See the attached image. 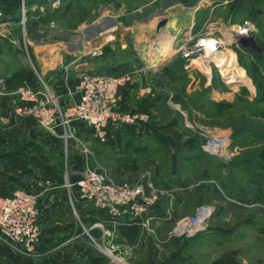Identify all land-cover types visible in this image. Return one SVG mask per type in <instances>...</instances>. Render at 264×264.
<instances>
[{
  "label": "rangeland",
  "instance_id": "1",
  "mask_svg": "<svg viewBox=\"0 0 264 264\" xmlns=\"http://www.w3.org/2000/svg\"><path fill=\"white\" fill-rule=\"evenodd\" d=\"M181 1L187 7L186 11L190 13L181 14L180 20L192 18L193 23L189 31L186 32V28L181 27L172 39L169 38L170 41L163 42L160 48H163V53L166 54L163 57L165 63L158 71L151 70L146 64L151 58L147 55H153L154 52L152 46H146L144 40L137 42L131 38L126 40L122 47L117 40L119 30L122 32V38L130 36L128 32L124 33L126 30L122 26L119 30L116 29L115 24L107 26L114 28L113 37L110 41H105L103 34L102 44L97 46L102 50L100 55L94 56L97 65L101 66L103 61L108 60V68L112 70L109 73L128 72L125 81L118 88L119 100L115 108L116 112L130 120L117 122L116 125L111 123L108 126L107 140L122 127L126 126V130L130 131L129 128L132 126L137 130V135L134 139L131 137L132 134H127L126 142L123 143L127 158L136 155L137 159L152 157L153 160L152 165L136 162L137 170L125 181L136 182L148 175L152 177L158 189L167 192V195L169 190L165 183L170 178L168 175L179 172L182 176L183 173L181 165L177 167L171 159L181 162L182 153L190 150L194 157L200 156L201 160L208 163L227 162V165L223 166L226 173L221 172L222 166L219 167V172L214 167L208 170L210 178L214 180L213 188L216 194L226 197L230 195V184L233 182L243 190L244 178L252 179L255 186L264 190V180H262L264 179V0ZM162 2L163 0H0V70L2 67L5 68L7 60L10 59L8 55L15 52L21 53L19 58H14V61L22 68L10 74L8 80L0 77V113L6 112L7 109L15 112L14 120L6 117L7 115L0 116V180L9 174V180L15 184V187L24 188L19 190L32 193L36 198L35 205L38 212L37 235L30 247L25 248L0 237L1 244L8 246L15 253L23 257L29 256L37 263L54 264L53 260L59 259L55 248L45 252L41 242L46 237L45 231L57 228L55 221H52L57 214H53L52 211L60 205L67 207L69 214L63 217V222L68 225L63 235L58 233L60 235L57 238L61 240L58 244L69 250L71 242H78L74 250L78 252L80 261L86 258L82 255H89L92 250L98 256L107 259H112V254L117 255L120 261L122 255L118 241L135 239L134 233L125 235L117 229L102 225L99 221L94 222L98 230L93 232L91 218L89 220L86 213H82L80 208L77 209V203L87 204V202L83 200L79 188L75 185L78 177L74 180L75 174L71 173V168L83 167L81 168L83 170L87 165H92L87 164L89 150L82 148L79 142L81 138L77 135L78 140L72 137L65 142L59 135L43 130L34 118L17 113L11 98L23 86L40 93L52 94L58 105L62 107L75 101L72 98L76 94L67 92L72 100L59 102L52 89L47 88L41 80L45 74L41 73L39 64L41 61H38L40 52H35V45L56 43L62 36L65 48L71 47L73 43L78 45L80 41L71 43L67 38L70 36L68 31L61 36L51 33L48 29L58 25H62L64 29H77L86 21L109 9V4L113 6L117 4L116 7H122L124 11H133L138 16H142L141 7L148 4L149 8L154 10L153 6ZM16 7L20 13L17 17L14 15L13 17L9 12ZM21 9H25V18H22ZM123 18L120 17L119 20ZM238 27H246V31L238 32L242 30ZM79 32L82 33L83 30L80 29ZM206 34L220 37L224 42V46L220 48L227 49L224 69L212 61L207 64V61H202L195 52L183 55V48H179L183 44L189 46L195 43L199 36ZM148 47L147 53L145 50ZM136 48L142 49L143 55L138 54ZM88 57L90 56L83 55L74 60L75 57L63 56L59 67L61 72L53 71L52 79L58 76V79H70L69 67H73L77 61L80 62V59ZM11 60L13 59L8 61ZM134 60L137 67L131 68ZM124 67H130L132 71H125L122 69ZM224 72L231 76L228 81ZM131 82L136 84L132 104L127 109H120L118 105L123 98V88ZM3 100L6 105L5 102L1 104ZM154 131L160 132L159 135ZM219 134L227 137L228 142L224 152L214 155L205 151L202 146L206 137ZM53 135L59 137L62 141L61 145L57 139L51 137ZM82 143L86 146L84 141ZM63 148L67 151L64 152ZM182 148L185 150L181 151ZM231 151H233L232 157H230ZM99 163V168L105 169L104 167L107 166L104 161ZM184 171L186 173L189 171L190 174L187 183L197 180L196 167ZM220 175L227 177V184L219 181L217 176ZM55 176L65 180L63 185H58L56 198L49 189L52 187L51 179ZM236 176L237 178H234ZM66 181L71 182L70 185L66 186L68 183ZM245 190L243 194L240 193L242 197L246 195ZM67 193L70 194L71 199L68 198ZM166 195H162L157 201L164 200ZM241 195L239 202L244 203ZM187 205L185 208L181 206L178 208L179 215L171 220L166 235H175L171 230L178 218L191 215L196 206L203 204L196 203L195 206L189 202ZM165 214V218L170 219L172 210L166 209ZM166 235L164 234V237ZM50 238L57 239L54 233L49 236ZM105 242L114 246L112 252L108 253L102 248L107 244Z\"/></svg>",
  "mask_w": 264,
  "mask_h": 264
},
{
  "label": "crops",
  "instance_id": "2",
  "mask_svg": "<svg viewBox=\"0 0 264 264\" xmlns=\"http://www.w3.org/2000/svg\"><path fill=\"white\" fill-rule=\"evenodd\" d=\"M120 5H122V3ZM109 6V9L104 10L96 17L94 16L93 19L86 21V23H83L77 29H64L61 27L62 25L48 29L51 33L54 32L61 36L67 31L68 33L70 32V36L67 38L71 40V43L73 41H80L78 45L73 43L71 47L65 48L63 44L64 39H62L63 36L61 40L56 43L48 45L47 43H39L35 45V52L37 51L42 54L40 55V53H38V61H41L39 62L41 65L40 70L41 73L45 74V77H41V80H43L47 88L52 89L59 102L65 103L77 98L76 94L74 98L71 99L69 97L70 95L67 94V89H73L82 71H112L108 68V60L103 61V65L99 66L94 57H88L80 59V62L77 61L73 67H69L70 79L68 80H63V78L58 79L59 76L52 79L51 74L53 71L58 73L61 72V68L59 67L63 56L78 57L81 48L89 49L100 46L102 44L103 30L107 28V26L115 24L117 30L122 26L126 30L124 33L126 34V32H128L130 36L122 38V32L119 30L117 40L121 43L122 47L125 44L124 42L131 38L137 42L144 40L146 46H152L153 49H150H152L154 53L152 52L153 55H147L151 58L149 61H146V64L151 70L158 71L159 67L165 63L163 57L166 56V54L163 53L164 49L160 48L163 46V42L165 40L170 41L169 38L172 39L175 32L181 29V27H183V29L186 28V32L189 31V27L193 23L192 18L180 20L179 16L181 14L185 13L187 15L190 13V11H186L187 7L182 4L181 0H163L162 3L153 6L154 10H151L147 4V6L141 7L143 12L142 16L140 15L141 17L133 11H124L122 7H116L117 4L115 6L109 4ZM19 13L20 10H18L17 7L9 12L11 16L14 15L16 17ZM152 14L155 15L153 16ZM164 16L168 18L167 22L157 31L148 33V31L153 30L156 22ZM120 17H124L123 20H119ZM80 29L83 30L82 33L79 32ZM143 34L146 35V38H144L145 35L143 36ZM137 50L138 54L140 53L143 55L142 53L144 52L142 49ZM148 50L149 47L146 48L145 52L147 51L148 53ZM20 55V52L8 55V57L13 60H7L5 68L2 67V70H0V77L8 80L10 79V74L12 75L22 69L18 62L14 61V58H19ZM136 65L134 60V63H132L130 67H137ZM130 67H124L122 69L125 71H132ZM135 88L136 84L132 82L123 88V98L118 108H122L123 110L129 108L133 101ZM4 102L3 100L1 104ZM4 104L6 105V102ZM7 110L6 112L0 113V116L7 115L6 117L14 120L15 112L13 113L12 110H8L7 112ZM16 115L20 118L17 113ZM74 125L76 127V135L86 143L87 150L90 152V154H87V164H92L93 166L98 165L97 167H99V162L101 161V163H103L104 161L107 165H105L106 167L104 168L106 170H104L116 183L126 182L125 179L135 173V170L138 168L136 162L150 163L151 165L153 163L152 157L137 159L136 155H133L127 158L126 147L123 143L126 142L127 134H132L131 137L134 139L137 135V130L132 126L129 128L130 131L126 130L127 127L124 126L117 132H114L112 138L100 142L92 137V128L85 123L77 122ZM154 133L158 134L160 132L154 131ZM51 137L55 140L57 139L61 145L62 141L59 137L55 135ZM184 150L185 149L182 148L181 151ZM63 151L65 152L67 150L63 148ZM182 155L181 162L171 159L172 163L175 162L177 167L181 165V170L183 172L182 176L179 172H173L168 175L170 178L167 180V183H165L169 190L168 194L164 200L153 204L144 214L129 215L128 213H124L111 215L105 210L88 203H77V209L80 208L79 210L82 213H86L89 220L91 218L93 232L98 230V227L95 228L94 222L99 221L102 225L117 229L118 232H122L125 235L128 233L135 234V239L133 241H118L120 245V255H122L120 261L112 262V259L98 256L93 250L89 255H82L83 257L86 256V258L80 261L78 252L74 250L78 242H71L69 250H66L63 245L58 244L61 240L57 237L60 234H64V229L68 225L63 222V217L69 214L67 207H61L60 205V207L52 211L53 214H57L54 216L55 219L52 220L55 221V226H57V228H50L45 231L44 234L46 237L42 239L41 242L44 245L42 247H44L45 252L50 249L52 250V248L57 250L56 252L58 253L56 255L59 256V259L56 258L51 262L54 264H80V262L82 264H264V190L259 186H255L252 179L244 178L242 179L244 186L243 190L233 182L230 184V195L228 194L226 197L216 194L215 188H213L214 180L210 178L208 170L214 167L218 169L219 172V167L222 166L221 172H223V166L227 165V162L208 163L201 160V158H199L200 156L194 157L190 150L183 152ZM232 156L233 151L230 152V157ZM232 165L236 166L237 163H232ZM191 167L197 168L198 172L196 174H198V178L194 182L187 183V180H190V174H188L189 171L186 173L184 170H189ZM81 168H71V173L75 174L73 177L74 180L79 177L82 171ZM174 169H176V166ZM8 175L9 174L0 180V196L8 195L16 189H24L15 187V184L9 180ZM217 178L220 179L219 181L221 183L227 184V177L224 175L217 176ZM234 178H237V176ZM51 181L53 188L50 187L49 189L52 192V196L55 197L58 195L56 194L59 189L58 185H63L65 180H62V177L55 176ZM244 190L246 195L242 197L241 194L244 193ZM66 195L71 199L69 193ZM240 195L244 203L239 202ZM189 202L191 205L193 204L195 206L196 203L203 204L211 210L202 231L188 237L166 235L167 230H169L171 226V220L179 215L177 212L178 208L180 206L185 208V206H188L187 204ZM168 208L172 210V217L170 219L165 218V210ZM146 219L148 222H145L147 221ZM58 223L59 225H57ZM52 233H54L57 239H49ZM164 234L166 237H164ZM45 255L47 254L45 253ZM45 259L47 260L49 258ZM33 261L34 260L29 258V256L23 257L0 242V264H46V262L37 263Z\"/></svg>",
  "mask_w": 264,
  "mask_h": 264
},
{
  "label": "built area",
  "instance_id": "3",
  "mask_svg": "<svg viewBox=\"0 0 264 264\" xmlns=\"http://www.w3.org/2000/svg\"><path fill=\"white\" fill-rule=\"evenodd\" d=\"M243 32L246 27H238ZM113 27L103 30L105 41L113 37ZM220 37L209 35L199 36L195 43L183 48V55L197 53L203 61V55L215 51V47L223 45ZM102 53L101 48L94 47L82 49L79 57L83 55L94 57ZM208 64V62H207ZM128 72L111 74L101 71H82L73 89H67L69 94H77L78 98L65 107L59 106L52 94L40 93L29 87H21L11 100L17 113L34 118L38 125L48 132H53L67 139L75 138V123L83 122L92 128V137L104 142L109 136L108 126L117 122L130 120L116 112L119 100V86L125 81ZM83 149L87 147L79 140ZM227 137L224 134L208 136L204 140L203 149L212 154L224 152L227 145ZM68 182V181H66ZM71 182L66 183V186ZM75 185L80 190V195L88 204L101 208L111 215L128 213L139 215L146 213L150 207L158 202L162 195H166L162 189H158L152 181V177L136 182H114L107 172L93 165H87ZM35 196L24 190H15L7 196L0 197V237L13 243L30 247L37 235V209ZM210 208L204 205L196 206L193 213L178 218L172 228V232L179 236H193L205 226ZM99 225V224H98ZM100 226V225H99ZM102 247V246H101ZM108 253L114 250V246L106 244L102 247ZM112 254V253H111ZM112 259L119 261L117 255L112 254Z\"/></svg>",
  "mask_w": 264,
  "mask_h": 264
},
{
  "label": "bare ground",
  "instance_id": "4",
  "mask_svg": "<svg viewBox=\"0 0 264 264\" xmlns=\"http://www.w3.org/2000/svg\"><path fill=\"white\" fill-rule=\"evenodd\" d=\"M21 10H22L21 11L22 18H25V15H24L25 14V9H21ZM238 32H243V31L241 30V31H238ZM222 46H224V44ZM226 50L227 49H220L218 47H215V51L214 52H210L208 55H203L204 60H206L208 63H209V61H212L215 65L217 63L220 68L224 69V63H225L226 58H227V51ZM214 57H215V60H214ZM223 69H222V71H223ZM224 76L226 77L227 81L231 78L230 74H228L226 72H224Z\"/></svg>",
  "mask_w": 264,
  "mask_h": 264
},
{
  "label": "water",
  "instance_id": "5",
  "mask_svg": "<svg viewBox=\"0 0 264 264\" xmlns=\"http://www.w3.org/2000/svg\"><path fill=\"white\" fill-rule=\"evenodd\" d=\"M167 20H168V18H167L166 16L160 18V19L156 22V24H155L153 30L148 31V33H152V32L157 31L160 27H162V26L167 22Z\"/></svg>",
  "mask_w": 264,
  "mask_h": 264
}]
</instances>
